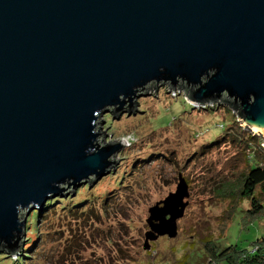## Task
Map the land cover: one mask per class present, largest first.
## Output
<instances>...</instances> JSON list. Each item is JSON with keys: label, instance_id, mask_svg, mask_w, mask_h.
Here are the masks:
<instances>
[{"label": "water", "instance_id": "water-1", "mask_svg": "<svg viewBox=\"0 0 264 264\" xmlns=\"http://www.w3.org/2000/svg\"><path fill=\"white\" fill-rule=\"evenodd\" d=\"M156 83L238 107L264 135V0H0V248L15 256L46 202L110 173L101 118ZM103 136V137H102ZM145 234L177 237L185 179Z\"/></svg>", "mask_w": 264, "mask_h": 264}, {"label": "rangeland", "instance_id": "rangeland-1", "mask_svg": "<svg viewBox=\"0 0 264 264\" xmlns=\"http://www.w3.org/2000/svg\"><path fill=\"white\" fill-rule=\"evenodd\" d=\"M149 86L130 112L101 118L103 141L124 144L110 173L58 197L69 198L73 213L60 202L30 212L23 244L14 257L0 250V264H178L189 252V264H206L201 255L207 236L221 249L233 244L248 249L264 237V212L246 219L249 201L233 212L236 195L226 200L215 193L247 166L236 142L215 141L234 123L242 127L239 110L195 103L181 87ZM257 136L264 148V138ZM179 176L187 182L189 198L177 237L159 236L145 249L149 209L177 191ZM33 212L38 215L34 227L28 226Z\"/></svg>", "mask_w": 264, "mask_h": 264}, {"label": "trees", "instance_id": "trees-1", "mask_svg": "<svg viewBox=\"0 0 264 264\" xmlns=\"http://www.w3.org/2000/svg\"><path fill=\"white\" fill-rule=\"evenodd\" d=\"M227 104V102H224ZM228 106L239 110L238 107L232 106L228 103ZM240 114V110H239ZM241 116V114H240ZM228 139L231 143L236 142L239 147V151L244 155L246 159L247 166L242 172L238 173L236 180L234 182L228 181L219 184L217 190L215 191L216 196L221 198H233L236 195L235 202L232 205V211H235L237 205L241 202H250V207L247 208L246 219H252L258 217V215L264 212V148L261 146L260 139L257 135H253L247 129L242 128L238 124L234 123L224 134L218 137L215 141L220 143L221 140ZM253 158V159H252ZM254 165V166H253ZM89 188L88 185L86 186ZM227 198H225L227 200ZM108 197L104 199L106 201ZM87 198H83L82 201L74 203L71 208H77L78 204H82ZM103 201L104 206L106 203ZM56 202H60L61 208L66 206L64 210L68 213H73L74 211L68 210L71 204L69 198L59 199L58 197L53 200H48L44 206L47 209ZM88 202V201H87ZM80 211V213H82ZM87 212V211H86ZM231 214L225 215L226 221L231 219ZM243 217V216H242ZM38 219L37 213H32L31 217L28 219V226L36 225ZM230 222V221H229ZM32 231V227L30 229ZM212 236V235H210ZM207 236L203 238L204 247L202 250L201 257L205 260L206 264H264V237L252 242V246L248 249L241 248L239 244H233L221 249L218 241L215 238ZM0 250L3 251L2 248ZM4 252V251H3ZM192 252V251H191ZM7 254V253H6ZM190 255H182L178 264H189Z\"/></svg>", "mask_w": 264, "mask_h": 264}, {"label": "built area", "instance_id": "built-area-1", "mask_svg": "<svg viewBox=\"0 0 264 264\" xmlns=\"http://www.w3.org/2000/svg\"><path fill=\"white\" fill-rule=\"evenodd\" d=\"M222 104H224V105H225L226 103H222ZM226 105H228V103H227Z\"/></svg>", "mask_w": 264, "mask_h": 264}, {"label": "bare ground", "instance_id": "bare-ground-1", "mask_svg": "<svg viewBox=\"0 0 264 264\" xmlns=\"http://www.w3.org/2000/svg\"><path fill=\"white\" fill-rule=\"evenodd\" d=\"M263 138H264V135H263Z\"/></svg>", "mask_w": 264, "mask_h": 264}]
</instances>
